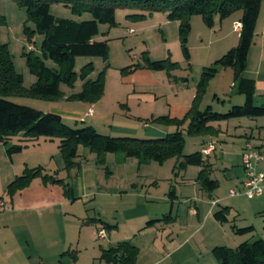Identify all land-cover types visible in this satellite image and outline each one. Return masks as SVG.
<instances>
[{"label":"rangeland","instance_id":"rangeland-1","mask_svg":"<svg viewBox=\"0 0 264 264\" xmlns=\"http://www.w3.org/2000/svg\"><path fill=\"white\" fill-rule=\"evenodd\" d=\"M50 13L55 18L74 21L91 19L89 14H84L81 17L75 16L61 4L52 5ZM136 13L137 11L133 9H118L116 11L117 26L112 28L106 25L99 26L100 32L97 40L107 41L109 45L107 62L94 57H78L76 59V73H79L86 64L93 63L94 73L90 77L92 80L97 79L99 73L106 69L104 94L98 102L90 104L66 98L42 100L10 97L8 99L44 114L59 115L64 111H70L74 106L80 112H86L90 106H93L96 112L94 119L86 117L93 115L94 111L91 108L85 115L84 123L71 122L66 119L64 120L65 124L74 129L92 126L99 134L112 138L128 137L151 140L160 139L175 132L177 130L175 126L155 124L152 120L159 117L182 119L185 116L189 109L186 111L183 106L186 101L191 100L192 94L193 102L203 69L211 67L232 47L237 46L234 19H238L241 13H236L223 20L222 25L217 17L212 28L206 26L201 16H193L191 19L192 29L188 37L189 60L186 59L181 47L177 21H169L167 14L162 12L152 13L143 20L127 17ZM0 16L6 18V25L0 29V39L3 43L8 44L15 70L23 76L24 87L29 88L35 83L36 77L30 73L23 54L28 51L39 53L43 37L35 36L33 44L29 45L24 36L26 10L18 7L15 0H0ZM216 20L218 21L216 22ZM29 27L33 28V25L29 24ZM222 35L226 38L223 42H219ZM145 54H148L152 61L170 59L178 66L171 71L154 72L139 69L126 74L122 73L125 68L142 64V57ZM46 65L51 68L55 67L50 61H47ZM212 81H210L212 83L211 85L209 83L201 102L202 109L212 106L215 112L226 113L231 107L244 104V96L238 95L237 88L233 87L234 72L232 69H221ZM82 85L83 82L78 79L74 88L62 86L61 89L74 94L81 90ZM214 90L218 93L217 97L225 101V104L214 100L216 95ZM254 101L257 106L264 104L258 97H255ZM247 120L248 118H241L214 123L215 127L223 131V136L218 138L207 135L200 137L185 135L184 155L202 151L204 146L202 144L206 140L211 139L216 144V153L210 158V163L213 165L211 179L219 182V188L215 194L223 199L221 206L231 207L227 214L228 223L222 224L223 233L228 239L224 238L222 242L219 238L216 241L207 239L203 245L200 244L198 257L194 261L196 263L218 264L212 255V250L215 247L227 245L229 248H236L246 241L253 243L260 239L264 240V212L256 213L250 208L251 203L264 201V198L252 201L244 196L229 197L231 189H241L237 177L241 178L244 172L240 157L243 138L237 135L234 126L238 122L245 123ZM227 133L232 135H227ZM44 140L46 139L40 138L37 141L26 142L22 136H17L13 137L8 145L0 143V202L4 201L6 209L8 208L5 209L6 211L12 210L11 199L6 193L7 186L16 177L21 176L26 168L40 169L42 177L36 178L35 184L59 188L62 196L70 201V203L60 205L55 196L47 201L37 199L32 201L29 206L33 212L17 213L19 215L13 222L10 231H2L0 237L9 239L17 249H23L24 253L15 254L19 260L32 258V261L37 264L41 261L40 258L45 256L44 264H106L100 259L101 247L109 249L115 246L118 241L126 239V235L130 236L133 231L137 232L147 225V222L154 219L163 220L165 217L173 216L179 225L183 224L189 217V206L194 208L195 203L188 199L194 198L191 185L198 174L199 168L196 166H190L184 171H176L175 174L173 171L176 164L175 159H171L163 165L152 162L150 164H153V167L147 169L146 165L149 164L140 165L137 161V166L132 165L129 161L132 158H127L124 154H108L113 156L110 157L112 159L107 161V155L105 164L101 166L98 164L97 153L80 146L79 156L75 162L87 163L85 164L86 179L89 186L88 191H90V196L83 198L82 179L77 176L75 170L77 167L71 170L64 168L65 165L58 149L59 139H47V142ZM17 145L26 147L20 154H15L10 158L7 148ZM89 159L90 161H88ZM122 160H127V162L124 163ZM57 162L62 166L60 170ZM120 169L122 171H119ZM138 169L140 170L138 171ZM44 176L62 180L72 189L74 188L75 200L66 197L62 185H44L42 180ZM116 189H119L117 198L108 196V193H113ZM170 191L176 194L174 203L169 196ZM38 193L37 191L36 194ZM145 196H153L156 199H146ZM139 202L146 203L153 216L148 220L126 223L123 212L132 214L142 211L141 207H138ZM197 206L202 208L199 204ZM217 209L219 211L221 207ZM93 218L101 219L112 226L119 225V234L112 237L111 244H109L110 239L106 236L105 240L99 239L98 233L102 228L100 225H84L85 221ZM251 227L255 228V231L242 235L235 232L238 229ZM106 232L109 235L110 231L106 230ZM206 234L208 233H200L194 242L192 241V244L198 245L199 236L204 237ZM230 238L237 242L234 244ZM130 243L138 245L140 239H134ZM40 245L49 246L52 250L37 251L36 248ZM163 250L164 246L156 254L150 250L149 253L148 251L144 252L142 259L138 258L136 264L162 259ZM65 252L69 253L63 256ZM147 254L150 258L145 257ZM172 262L169 259L164 264H172Z\"/></svg>","mask_w":264,"mask_h":264},{"label":"trees","instance_id":"trees-1","mask_svg":"<svg viewBox=\"0 0 264 264\" xmlns=\"http://www.w3.org/2000/svg\"><path fill=\"white\" fill-rule=\"evenodd\" d=\"M18 7L26 10L24 36L29 45L33 44L34 37L39 35L43 41L39 53L24 52L26 64L36 81L29 88L24 87L23 76L17 73L14 67L13 56L8 44L0 39V143L8 145L11 138L22 136L26 142L37 141L40 138L48 140L59 139V152L64 162V168L71 170L78 167L75 159L79 156L80 146L97 153L98 164L103 166L108 154H124L127 158L137 159L140 165L152 162L163 165L175 159L174 173L184 171L190 166L200 168L196 182L201 189L212 195L218 188L219 182L211 179L212 165L204 154L199 151L191 155H184L186 144L185 135L191 137L216 136L219 130L213 124L233 119L264 117V104L256 105L255 82L246 78L247 60L252 47L260 10L264 0H15ZM54 4H61L70 12L81 17L89 14L91 19L74 21L71 19L55 18L50 13ZM118 9H133L136 14L127 16L134 20H143L152 13L167 14L169 21L179 23V38L186 59H190L188 37L191 32V19L201 16L209 28L214 26L215 19L221 21L241 13L242 28L239 32L238 44L211 67H205L201 73L196 96L192 106L182 119L159 117L152 120L155 124L175 126L177 130L160 139L143 140L136 138H112L99 134L92 126L74 129L65 124L64 119L57 114H44L30 107L18 105L8 98H36L42 100H59L66 98L71 101L94 104L98 102L105 89V70L99 73L97 79L90 77L94 73L92 62L75 72V63L78 57L100 58L108 61L109 45L107 41H98L99 26L110 28L117 26L116 11ZM33 25V28L29 27ZM6 25V18L0 16V29ZM143 63L133 65L122 70L123 74L139 69L154 72L171 71L177 64L170 59L152 61L148 54L143 55ZM52 62L51 68L46 62ZM221 69H232L234 72V88L238 95L244 96V104L231 107L226 113H218L212 106L202 109V100L207 92L208 85ZM78 79L83 82L79 92L66 97L61 87L74 88ZM218 103L225 101L214 96ZM184 127H186L184 129ZM26 146H12L7 148L11 158L20 154ZM176 174V173H175ZM38 177H42L40 169L26 168L24 173L16 177L6 189L10 199L29 188ZM43 184H59L64 187L66 197L75 200L73 189L62 180L44 176ZM172 200L176 194L170 191ZM230 208L221 207L214 213V219L221 223H228ZM171 220V216L163 220L150 221L147 227L157 222ZM84 225H100L103 230L112 231L115 226L103 222L101 219H88ZM254 229H238L237 234L253 232ZM74 252V251H73ZM69 252H65L63 256ZM139 249L129 241L120 242L109 249H101V261L106 264H136ZM212 255L218 264H264V240L253 243H241L236 248L218 246L212 250ZM76 260V257H75Z\"/></svg>","mask_w":264,"mask_h":264},{"label":"crops","instance_id":"crops-1","mask_svg":"<svg viewBox=\"0 0 264 264\" xmlns=\"http://www.w3.org/2000/svg\"><path fill=\"white\" fill-rule=\"evenodd\" d=\"M240 19H241V16H239L238 19L235 18L234 22H238L240 21ZM217 21L218 20H216V22ZM222 21L220 22L221 25L223 24ZM235 33L237 35L236 44H238L239 32L238 33L235 32ZM225 38L226 37L222 35V38L221 40H219V42H223ZM244 76L246 78L254 80L255 82L256 92H255L254 100H255V97H258L259 100L264 102V2L262 3L260 15L258 17L256 33L254 36L252 47L250 48V51L248 54L247 69L244 73ZM62 91L66 97H69L72 95V93H69L64 90ZM213 92H215L214 94H216L215 96H217L218 94L217 91L214 90ZM192 98H193V94L191 95V100L186 101L183 106V108H186V111L190 109L191 107ZM91 108L93 109L94 113L92 116H88L87 113L89 109ZM84 112H80L79 109L74 106L72 107L70 111H64L63 113L59 115L64 120L67 119L71 122H77V123H84L85 115H87L86 116L87 118H92V119H94L96 115V112L93 106H90L85 112V114L83 115ZM234 127L237 130V131L235 130V132H237V135L243 138V142H242L241 149H240L241 158H242V153L244 152V149L247 143H252L256 147L264 149V117L256 118L254 120L248 118L247 122L245 123L238 122ZM214 128L218 129V127H215V126ZM218 130L221 133H219V135H216L215 136L216 138L223 136V131L220 128ZM227 135H232V134L227 133ZM18 137H21V135ZM12 139L13 138H11L9 141H11ZM44 141L47 142L48 140L46 139ZM205 142L207 143L206 145H205ZM220 142H223V141H220ZM202 145H204L202 147V151L204 149L209 148L210 146L214 147V150L209 155H204V157L207 158L208 162L210 163L211 156L215 154L217 150L216 144L210 139V140L204 141ZM110 157H113V156L108 155L107 161L112 159ZM88 161H90V159ZM122 161L124 163L127 162V160H122ZM129 161H131L132 165L137 166V160H133L132 158V160H129ZM85 164L87 163H83V162L78 163V167L75 169L77 172V176H80L82 179L81 184H82V194H83L82 197L83 198H87L88 196H90V193H89L90 191H88L89 186H88V182L86 179L87 172L85 169ZM152 165L153 164L146 165L147 169L153 167ZM57 166L59 170L62 167L60 166L58 162H57ZM241 167H242V162H241ZM139 170L140 169H138V171ZM142 170L143 168L141 169V172ZM119 171H122V170L120 169ZM199 171H200V168L198 169V173ZM197 175H196V178H197ZM237 178H238V184L240 185V187H242V183L245 180V171L243 172V175L241 176V178L239 177ZM191 186H193L194 198L188 199V201L190 200V202H194L195 204H194V208L189 206V217L186 220V222H183V224L179 225L177 223V219H174V221L167 220L164 223L157 222L155 225H151L149 227L145 225L144 227L139 229L137 232L133 231L130 236L126 235L125 236L126 239H124L123 241H118V243L124 242V241L132 242L134 239L135 240L140 239V243L138 245L137 244L134 245L139 249V257H138L139 260L142 259L143 257L142 255L144 252L148 251L149 253V250H150V252L152 251L156 254L158 253L159 249L162 248V246H164L162 259H159L157 261H153L150 263L146 262L145 264H164L169 259L173 261L172 264H199L198 262L196 263L194 261L198 257V252H199L198 247L200 244L203 245L207 239L216 241L217 238L221 239V242H222L224 241V238L228 239V237L223 233L224 231L223 225L217 222L213 216L214 213L218 211L217 208L222 207L221 203L223 199H221L220 197H218L217 194H215L216 191L212 195L203 191L201 187L199 186V184L196 182V179ZM117 190L119 189L114 190L113 193H110V194L108 193V196L117 198L118 197ZM37 191L39 192L38 194H36ZM74 194H75V191H74ZM53 196H55V198L57 197V202L60 205H65L66 203H70V201H68L62 196V192L59 188L57 189L54 187L52 188L43 187L42 185L35 184V181H34V183H32V185L29 188L23 190L19 195H15L14 198L10 200L12 202L11 211H6L8 209L7 208L5 211L0 213V233L2 231H10L13 222L19 215L17 213L33 212V209L29 207L32 201L37 200V199L38 200L45 199V201H47L49 199H52ZM145 197L146 199H150V200L156 199L153 196L151 197L145 196ZM262 198H264V196L258 197L255 199H262ZM174 202H175V199L172 201V203ZM213 202H217V204L214 205ZM197 204L201 205L202 208L201 209L198 208ZM138 207H141L142 209V211H139L138 213L135 212L131 214V213H127L126 211L123 212L124 220L126 223H131L137 220L138 221L148 220V218L153 216V213H151L148 210V206L146 203L139 202ZM225 207H228V206H225ZM45 208H47V206H45ZM229 208L231 210V207ZM250 208L254 210L256 213L264 212V201L253 202L251 203ZM171 217L173 218V216ZM158 220H162V219H154L152 221H158ZM228 220H229V217H228ZM101 229L102 228H100V230ZM119 231H120V228L118 225L113 228V230L109 233V235H108V232H106L107 234L106 237L110 239L109 244H111L112 242L111 241L112 237L114 235L119 234ZM254 231H255V228H254ZM203 232H207L208 234H206L204 237L199 236L198 245L192 244V241L194 242V239L200 233H203ZM106 237L103 238V240L107 239ZM230 239L229 240L233 242L234 244L235 242H237V240L235 239H232V238ZM225 246L227 247V245ZM36 250L43 252V251L52 250V249L49 246L40 245L36 248ZM21 253H24L23 249L21 248L17 249L16 247H14V245L12 244V242H10L9 239L0 237V264H36L34 263V261H32V258H29V259L26 258L24 260L23 259L19 260L18 258H16L15 254H21ZM145 257L150 258L149 254L145 255ZM44 258L45 256L41 257L40 258L41 261L37 262V264H44Z\"/></svg>","mask_w":264,"mask_h":264},{"label":"built area","instance_id":"built-area-1","mask_svg":"<svg viewBox=\"0 0 264 264\" xmlns=\"http://www.w3.org/2000/svg\"><path fill=\"white\" fill-rule=\"evenodd\" d=\"M242 24L235 22L234 31L240 32ZM214 150L213 146L204 149L202 153L209 155ZM242 167L245 171V180L240 190H230L229 197L244 196L249 200L264 196V149L256 147L252 143H247L242 153ZM214 205L217 202H213ZM6 209V204L0 202V212ZM106 236V231L101 229L98 233L99 239Z\"/></svg>","mask_w":264,"mask_h":264}]
</instances>
